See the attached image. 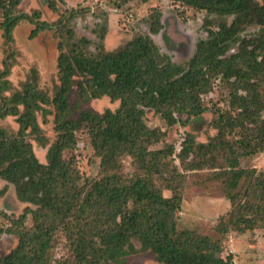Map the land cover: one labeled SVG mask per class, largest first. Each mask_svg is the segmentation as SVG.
I'll return each instance as SVG.
<instances>
[{"label":"trees","instance_id":"obj_1","mask_svg":"<svg viewBox=\"0 0 264 264\" xmlns=\"http://www.w3.org/2000/svg\"><path fill=\"white\" fill-rule=\"evenodd\" d=\"M20 1L0 0L7 40L19 20L30 18L14 12ZM172 1L233 18L209 28L183 64L161 53L149 34H138L112 51L101 43L88 51L87 39H75L73 29L67 28L59 34V85L52 98L33 84L3 97L1 78L7 67L0 72V117L13 116L18 125L14 133L0 129V177L14 185L20 201L32 205L14 218L4 215L8 225H0V234L13 235L17 242L0 255V264H123L122 254L133 237L161 264H232L219 255L218 241L176 228L181 183L173 182L178 173L171 157L174 147H151L165 130L144 122L147 108L168 126L179 121L177 114L186 119L201 115L207 110L202 95L217 77L227 84L230 97L227 109L214 110L211 124L217 133L206 143L196 142L189 133L175 156L189 169L218 168L217 157L222 159L219 164L225 166L218 173L227 177L231 209L218 219L221 232L264 227V171L239 166L241 157L264 151V38L244 39L230 52L242 26L264 24V0ZM68 14L72 17L73 10ZM159 16L155 10L150 33L161 28ZM60 22H36L31 34L62 28ZM77 72L82 76L76 77ZM73 88L80 101L106 96L118 106L102 114L81 108L73 116ZM48 103L55 109L56 138L47 149V162L41 163L26 136L38 135L36 112ZM82 129L99 158L96 177L82 175L73 158L64 156L75 148L76 133ZM123 155L131 157L130 174H123L116 163ZM163 188L171 194L163 195ZM28 214L30 225L25 224ZM59 233L69 242L72 259L51 255Z\"/></svg>","mask_w":264,"mask_h":264},{"label":"rangeland","instance_id":"obj_2","mask_svg":"<svg viewBox=\"0 0 264 264\" xmlns=\"http://www.w3.org/2000/svg\"><path fill=\"white\" fill-rule=\"evenodd\" d=\"M69 10H73L72 17H69ZM155 10L160 12L161 28L157 33H150L149 26ZM14 12L27 14L30 18L19 20L11 31V38L7 40L3 36L1 22L4 17L0 9V72L7 67L6 75L1 78L2 96L5 98L22 90L26 84H33L44 96L53 97L59 85V34H65L67 28L73 29L75 39H87L88 51H94L100 43L106 51H112L138 34H149L161 53L169 56L174 63L183 64L193 54L197 41L206 38L209 28H216L221 21L230 23L233 18V15H207L202 9L172 0H21ZM58 20H61L62 28H45L31 34L36 22ZM258 37L264 38V24H245L238 32L236 42L232 43L230 52L237 50L238 43L244 39ZM80 76L82 74L77 72L76 77ZM229 99L227 84L217 77L212 80L209 92L202 95L207 110L201 115L186 119L184 115L177 114L179 121L173 126H168L158 113L147 108L144 122L150 128L165 130V135L151 147L162 148L169 144L174 147L171 157L178 173L176 172L173 182L181 183V202L176 211V228L193 231L218 241L221 246L219 255L224 259H231L232 264H264V227L256 226L244 231L229 229L227 232L218 229L219 217L226 216L231 209V202L226 196L230 190L225 182L227 177L218 173L224 164H219L222 159L217 157L218 168L189 169L185 167L186 163L182 164L175 156L189 133L194 135L196 142L202 143H206L217 133L211 124L215 117L214 110L227 109ZM70 103L73 116L81 108H89L102 114L105 110L113 111L118 106V101L106 96L80 101L75 88L70 93ZM1 104L0 101V106ZM41 106L36 112L38 135L28 133L26 138L37 160L46 163L47 149L56 138L55 109L52 103ZM17 128L13 116L0 117V129L5 133H14ZM64 156L73 158L82 175L96 177L99 174V158L94 155L89 144L86 129L76 133L75 148L65 151ZM116 163L125 175L134 171L131 157L128 155L116 159ZM239 166L254 168L256 172L264 171V151L241 157ZM0 192V225L5 228L8 221L4 215L14 218L29 204L20 201L14 192V185L1 177ZM162 194L167 196L171 191L163 188ZM25 224H31L30 214L27 215ZM16 242L15 236L1 233L0 255L6 254ZM72 252L65 235L59 233L51 255L72 259ZM122 258L123 264H161L156 261L153 252L142 246L136 237L130 239ZM108 264L122 263L120 260H113Z\"/></svg>","mask_w":264,"mask_h":264}]
</instances>
